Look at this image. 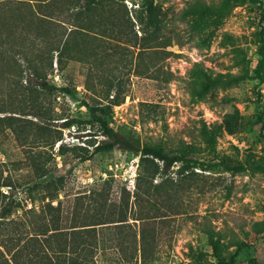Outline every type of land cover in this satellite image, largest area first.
Returning a JSON list of instances; mask_svg holds the SVG:
<instances>
[{"label":"rangeland","instance_id":"obj_1","mask_svg":"<svg viewBox=\"0 0 264 264\" xmlns=\"http://www.w3.org/2000/svg\"><path fill=\"white\" fill-rule=\"evenodd\" d=\"M58 1L64 9L70 0ZM154 1L162 13L160 40L166 38L159 46L142 38L139 0L80 13L102 33L68 22L61 28L17 5L0 8L1 32L3 23L10 26V46L0 47V207L9 204L5 215L0 209V234L10 236L9 249L20 245L14 264L62 257L64 239L89 264H264V172L195 170L183 178L177 163L137 180L139 155L120 148L79 161L105 140L92 108L113 100L120 103L104 116L107 125L141 146L210 159L200 138L206 128L217 158L246 165L264 159V84L229 80L258 59L257 4ZM61 33L66 54L55 52L48 71L44 36ZM17 47L48 71L46 89L35 84ZM14 69L23 70L19 81L3 77ZM71 119L75 124L64 126ZM55 229L62 234H51Z\"/></svg>","mask_w":264,"mask_h":264},{"label":"trees","instance_id":"obj_2","mask_svg":"<svg viewBox=\"0 0 264 264\" xmlns=\"http://www.w3.org/2000/svg\"><path fill=\"white\" fill-rule=\"evenodd\" d=\"M249 1L252 3L257 4L258 14H259V30L256 33L257 36V49L256 53L258 55V59L256 60V63L253 67V69L250 71L248 68H244L241 73L237 75H231L229 77L230 82L232 83H238L244 80L252 79L257 80L259 83L264 84V29L262 27V22L264 21V13L262 11V4L260 0H221L224 6H228L230 3L237 4L241 2ZM111 2V0H83L82 8H80L79 11L73 12L72 10L76 7H79L80 0H70L68 1V4L66 8L62 9L59 7V1L58 0H0V8H8V6H15L22 8V11L24 14L36 16L39 20H50V21H58L60 22L58 24L59 27L63 28L64 25L62 23H67L74 27V30H83V31H91L92 29L95 30V28L98 30V32L102 31L99 27H93L89 19L82 18L80 16V13L82 12H90L92 6L94 5H100L102 3H108ZM122 6L123 5L122 3ZM138 9L136 10V17L137 20L141 26V32L143 33L142 38L145 42H152L153 46H159V44H162V42L166 39L161 38V29H162V13L160 7L155 3L154 0H139ZM71 10V11H69ZM82 10V11H81ZM66 12H73L68 14L67 20H61L60 18L63 17ZM195 12H200L199 9H196ZM5 19V18H4ZM28 25V24H27ZM4 31V34L1 32L0 27V36L5 35V37L2 38L1 45L3 48L6 49V46H10V42L8 40V34H9V28L10 26L7 23L2 24ZM91 29V30H90ZM73 29H70L68 33H71ZM97 33V32H94ZM101 33H98L101 35ZM63 35L65 34H59L55 35L54 37H51L50 39L45 35L44 36V42L46 44V50L44 52L45 59L48 60V71L51 70L52 67V60H53V54L57 52V58H62L64 53L66 54L67 49V41L63 40ZM42 35L39 37L41 38ZM2 37V36H1ZM60 47V48H59ZM23 48V47H22ZM20 47H17V54L22 56V58L25 59L28 65V69L30 71V75L33 78V81L35 84L42 89H46L48 87L45 76L48 74L43 71V69L38 68L36 65L32 64L30 60L26 57V53H24V48L22 49ZM44 56L41 58L44 60ZM58 61V59H57ZM23 70L21 69H14L12 73L5 72L3 74V77H6V79H10L11 81H19L20 75L22 74ZM20 74V75H19ZM257 96H260L259 91H256ZM120 102L113 100L109 105H102V106H95L92 108V112L94 114V120L99 125V131L100 133L105 137V140L99 142L96 146H94L92 152L87 155H81L79 157L80 162H85L91 156L105 153L108 151H111L115 148H120L122 150H125L130 153H134L136 155H139V170L137 173V180L143 178L144 179H153L157 174L159 173H166L168 172L175 164L179 163L178 167L176 168L175 173L183 178L190 177L192 174H194L195 170H202L212 173H220V172H229L231 174H238L243 172H249L250 174H256L264 172V159H261L257 162L250 163V164H242V163H235V164H229L226 162L224 158H217L214 153V137L211 134L209 130L206 128H202L200 130V138L204 144V151L207 153L208 156H211L210 159H198V158H186L181 157L179 155H168L162 153L160 150L155 149L153 147H145L141 146L140 142L137 139H128L125 136L119 134L118 132L113 131L104 120V116L107 114L108 110L112 105H118ZM258 120L260 122H263V115L262 112L258 115ZM75 120L71 119L68 120L66 123H64V126L70 127L73 124H75ZM258 136L259 138L264 141V133L262 131V127L258 130ZM161 163V164H159ZM141 168V169H140ZM1 197H5L0 193ZM4 200V199H3ZM1 201V200H0ZM1 203V202H0ZM2 205V204H1ZM8 202L5 203L4 207L1 206L0 209L2 211V214L5 215L6 208L8 207ZM3 217V216H2ZM93 229V228H92ZM58 229H55L51 234H58L62 232L57 231ZM84 231L89 237L93 238L91 235L93 234L91 232V228L85 229ZM60 234V235H61ZM0 234V264H14L13 261V254H15L16 251L19 250L20 245H14L12 249L8 248L6 244L10 239H1ZM57 236V235H56ZM93 247H96V242H89L88 249H91L93 251ZM14 248V249H13ZM74 245L71 242H67L64 239V243L61 246L62 257H52L48 254H45L44 256L41 255L40 258H45L44 264H89V259L86 256L85 258H79L74 255ZM11 252V253H10ZM10 257L8 258L7 255ZM13 255V256H12ZM39 255H36L37 257ZM61 256V255H60ZM15 264H21L20 262ZM215 264H225L224 261L219 260Z\"/></svg>","mask_w":264,"mask_h":264}]
</instances>
